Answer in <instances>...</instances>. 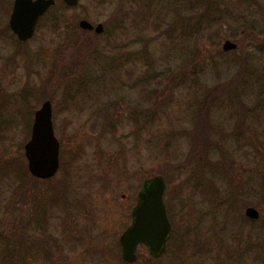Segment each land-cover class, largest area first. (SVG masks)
Returning <instances> with one entry per match:
<instances>
[{"label": "rangeland", "instance_id": "rangeland-1", "mask_svg": "<svg viewBox=\"0 0 264 264\" xmlns=\"http://www.w3.org/2000/svg\"><path fill=\"white\" fill-rule=\"evenodd\" d=\"M5 1L0 120L12 125L0 122V151L24 160V121L30 129L50 93L65 164L49 209L22 200L1 176L0 264H39L45 250L54 264H121L117 238L142 181L156 175L174 237L157 260L138 246L131 264H264V0H77L66 8L54 0L48 11L62 15L60 28L47 16L25 42L8 29ZM82 19L106 26L81 30ZM226 40L235 49L222 51ZM230 82L204 108L208 91ZM203 111L211 144L205 159L186 160ZM32 188L50 192L46 182ZM246 207L257 219L244 216Z\"/></svg>", "mask_w": 264, "mask_h": 264}, {"label": "water", "instance_id": "water-1", "mask_svg": "<svg viewBox=\"0 0 264 264\" xmlns=\"http://www.w3.org/2000/svg\"><path fill=\"white\" fill-rule=\"evenodd\" d=\"M66 6H75L77 0H61ZM54 0H12L7 19L10 32L19 42L29 40L35 30L38 19ZM81 30H92L100 34V23L91 25L86 20H79ZM236 45L224 41L222 51L235 49ZM51 103L44 100L33 112L28 139L22 146V154L28 174L39 180L52 178L58 170L59 143L54 136L51 119ZM165 184L161 176L156 175L142 181L135 196V203L130 210V223L119 234L120 258L126 264L136 260V248L142 245L152 258L159 257L169 238L170 227L166 218L163 195ZM244 216L250 220L258 217L253 207L244 209Z\"/></svg>", "mask_w": 264, "mask_h": 264}, {"label": "trees", "instance_id": "trees-1", "mask_svg": "<svg viewBox=\"0 0 264 264\" xmlns=\"http://www.w3.org/2000/svg\"><path fill=\"white\" fill-rule=\"evenodd\" d=\"M4 2L6 3L7 1L0 0V6ZM63 6L66 8V6L64 4H63ZM51 9H53V6L50 7L48 10H51ZM48 10L46 11V13H44L40 17L36 26L39 25V22L41 20H43L45 17L48 16V18L50 19L49 21L52 23L53 29L57 30L58 28H60L59 24L61 23V21L63 19L62 15L57 14V13H53V12L51 14L50 13L51 11H48ZM61 13H63V12H61ZM63 25H65V27L67 26L66 23ZM102 25H103V27L106 26L105 23H103ZM85 33H88V32H85ZM106 33H107V30L104 32V34H106ZM213 35H214V33L212 34L210 31L206 32V31L202 30V36H206L207 39L210 41H212L214 39V37L216 36V33H215L214 37H213ZM231 36H232V38H235L234 35H231ZM241 36L248 37V38L251 37L248 34H244ZM119 59L121 60L122 57H120ZM117 67H119V65H117ZM67 72L70 74L71 69L68 70ZM64 76H65V73H64ZM232 84H231V82L227 83V84H223V85L221 84L219 86H216L214 89L209 90L208 93L206 94V97L204 100L205 101L204 105H203L204 108L210 102H212L213 99H215L216 97H219V96L225 94L226 92H228L229 90H231L233 88ZM50 89H45V87H43V91H47ZM33 92H35V91H33ZM31 93H32L31 90H26V92H24V95H21V100H22L23 104H25V107L28 104V98L32 95ZM44 98L48 99L50 101L52 100L50 93H47L44 96ZM197 114L199 116L200 111ZM27 116H28V118L30 117V111L28 112ZM206 116H207V114H205V112L203 111L202 118L199 117V119L195 122L194 126L189 131V134H188L189 150H188V153L186 156V160L193 159L196 156H200L201 159H205L206 151L208 149V146L211 144ZM0 122L2 123V125H5V124L12 125L11 124L12 120H8V119L2 120L1 119ZM7 125H5V126L7 127ZM23 128H24V133H25V138H26L29 135V119H28V121L27 120L24 121ZM4 130H5V128H4ZM0 138H1V136H0ZM62 154L63 153L59 151V156H58L59 168L65 164V161L62 157ZM159 174H161V173H159ZM1 176L7 177V178L10 177L11 179H13L16 182V186H15L16 190H18V192L21 193V195H22V200H25L26 198H31L32 204H34V206H36V207L38 206L39 208L49 209L50 207H52V205L53 206L57 205V202L59 201L58 199L60 196V189L52 184L54 182L53 177L50 179H47V180H39V179H35V178L31 177L28 174V172L26 171L25 163H24L22 156L19 154L16 155L15 157H12V156L8 155L5 150L0 151V178H1ZM44 182L49 184L50 192L48 194L38 192L37 190L32 188V185H34V183H44ZM40 197H42L41 203H38ZM165 205H166L165 210L167 211L168 206H167V204H165ZM8 233L10 234V236H14V235L18 234L13 229L9 230ZM18 237L21 238L20 235H18ZM172 237H174L173 231H171V238ZM0 239L5 240V237L2 234H0ZM169 241H171V239ZM88 249L90 250L89 247H88ZM25 253L26 252L24 251V254ZM36 259L37 258L33 259L28 264H38ZM42 259H44V261H46L48 264H54V260L51 259L50 252L48 250L44 251ZM44 261L39 262V264H44ZM121 264H126V263L121 262Z\"/></svg>", "mask_w": 264, "mask_h": 264}, {"label": "flooded vegetation", "instance_id": "flooded-vegetation-1", "mask_svg": "<svg viewBox=\"0 0 264 264\" xmlns=\"http://www.w3.org/2000/svg\"><path fill=\"white\" fill-rule=\"evenodd\" d=\"M48 10V9H47ZM46 10V11H47ZM46 13V12H45ZM165 213H166V218H167V221H168V223H169V227H170V233H169V238H168V240H167V242H166V244H165V248H164V251H163V253L159 256V257H157V258H152V257H150V259L151 260H157L158 258H160L164 253H165V250H166V246H168V242H169V240H170V238H171V219H170V216H169V214H168V212L165 210ZM124 230V229H123ZM122 230V231H123ZM121 231V232H122ZM120 232V233H121ZM119 246V245H118ZM139 246H142V245H139ZM138 247V246H137ZM119 249H120V247H119ZM137 249V248H136ZM135 262V261H134Z\"/></svg>", "mask_w": 264, "mask_h": 264}]
</instances>
